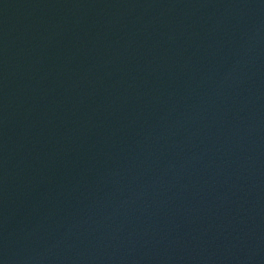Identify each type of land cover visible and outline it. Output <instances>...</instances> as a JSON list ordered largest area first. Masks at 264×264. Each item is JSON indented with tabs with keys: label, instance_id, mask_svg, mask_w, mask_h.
<instances>
[{
	"label": "water",
	"instance_id": "95a60500",
	"mask_svg": "<svg viewBox=\"0 0 264 264\" xmlns=\"http://www.w3.org/2000/svg\"><path fill=\"white\" fill-rule=\"evenodd\" d=\"M264 0H0V264H256Z\"/></svg>",
	"mask_w": 264,
	"mask_h": 264
}]
</instances>
